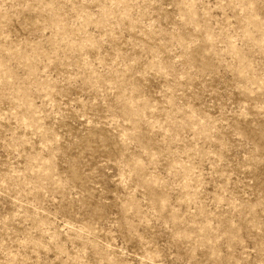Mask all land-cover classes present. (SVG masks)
Returning <instances> with one entry per match:
<instances>
[{"label": "rangeland", "instance_id": "rangeland-1", "mask_svg": "<svg viewBox=\"0 0 264 264\" xmlns=\"http://www.w3.org/2000/svg\"><path fill=\"white\" fill-rule=\"evenodd\" d=\"M0 264H264V0H0Z\"/></svg>", "mask_w": 264, "mask_h": 264}]
</instances>
